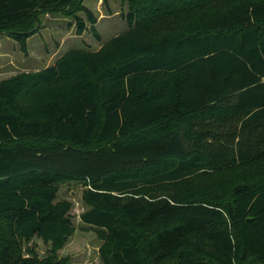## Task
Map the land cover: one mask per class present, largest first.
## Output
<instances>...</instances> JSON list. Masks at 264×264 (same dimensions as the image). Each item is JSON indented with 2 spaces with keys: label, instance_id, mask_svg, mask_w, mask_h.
<instances>
[{
  "label": "trees",
  "instance_id": "trees-1",
  "mask_svg": "<svg viewBox=\"0 0 264 264\" xmlns=\"http://www.w3.org/2000/svg\"><path fill=\"white\" fill-rule=\"evenodd\" d=\"M123 1L99 49L0 80V264L69 262L68 178L102 264H264V0ZM46 12L101 41L84 0H0V35L28 53ZM195 175L222 192L167 190Z\"/></svg>",
  "mask_w": 264,
  "mask_h": 264
},
{
  "label": "rangeland",
  "instance_id": "rangeland-1",
  "mask_svg": "<svg viewBox=\"0 0 264 264\" xmlns=\"http://www.w3.org/2000/svg\"><path fill=\"white\" fill-rule=\"evenodd\" d=\"M84 4L98 16L97 27L101 33V41L94 37L90 29L79 34L74 16H67L60 12L43 13L40 30L28 39V53H25L13 38L0 35V80L19 72L38 71L54 62L60 54L69 48L99 49L115 35L128 29L125 15L128 13L129 6L126 1L84 0ZM29 104L31 106L33 102H29ZM220 181L221 179L215 176L198 177L195 175L184 183L167 187V190L181 191L188 185L197 182L201 188H208L214 193L220 194L222 192L218 186ZM227 181L229 182L230 178ZM55 185L58 187L57 200L68 199L73 203L71 217L75 227L74 233L58 250V258L68 257L67 264H102L99 248L104 238L96 229L83 223L80 217L81 213L89 208L83 200V192L88 187L86 181L68 178ZM29 246H34L41 257H46L52 252L51 244L44 243L38 237H35Z\"/></svg>",
  "mask_w": 264,
  "mask_h": 264
}]
</instances>
